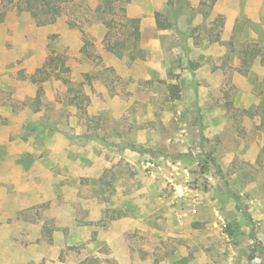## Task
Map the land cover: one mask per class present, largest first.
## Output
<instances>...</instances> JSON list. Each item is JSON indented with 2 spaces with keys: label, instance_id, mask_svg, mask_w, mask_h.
Returning a JSON list of instances; mask_svg holds the SVG:
<instances>
[{
  "label": "rangeland",
  "instance_id": "rangeland-1",
  "mask_svg": "<svg viewBox=\"0 0 264 264\" xmlns=\"http://www.w3.org/2000/svg\"><path fill=\"white\" fill-rule=\"evenodd\" d=\"M97 4L0 0V264H264V0Z\"/></svg>",
  "mask_w": 264,
  "mask_h": 264
},
{
  "label": "trees",
  "instance_id": "trees-1",
  "mask_svg": "<svg viewBox=\"0 0 264 264\" xmlns=\"http://www.w3.org/2000/svg\"><path fill=\"white\" fill-rule=\"evenodd\" d=\"M23 1L26 10H41L53 15H61L66 9H68L71 4L78 0ZM130 1L131 0H98V4L95 9L98 16L102 19L103 23L107 27L105 36L107 48L112 52L119 51L126 45V43L130 42L133 44L134 49L137 48V51L140 55V53H142V49L139 47V42L141 39L140 18L129 17L127 15V4ZM119 24L120 26L122 25L123 28L119 26L118 31H116V27H118ZM119 31H123L122 33L126 35L125 38L116 37L114 39V36ZM63 61L64 60L60 59V56H49L45 64L42 67L38 68L35 75H33V81H44L50 78L53 71H55ZM49 67L51 68V70H49ZM38 73L43 75L42 78H39L37 76ZM169 87L171 96L173 98L178 97L180 91L179 84H171ZM35 128H37V126ZM234 225L236 224L229 223L226 228L227 233L231 236L234 235Z\"/></svg>",
  "mask_w": 264,
  "mask_h": 264
}]
</instances>
